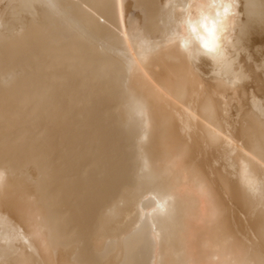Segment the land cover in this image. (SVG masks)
I'll use <instances>...</instances> for the list:
<instances>
[{
    "label": "bare ground",
    "instance_id": "1",
    "mask_svg": "<svg viewBox=\"0 0 264 264\" xmlns=\"http://www.w3.org/2000/svg\"><path fill=\"white\" fill-rule=\"evenodd\" d=\"M0 264H264V0H0Z\"/></svg>",
    "mask_w": 264,
    "mask_h": 264
},
{
    "label": "clouds",
    "instance_id": "2",
    "mask_svg": "<svg viewBox=\"0 0 264 264\" xmlns=\"http://www.w3.org/2000/svg\"><path fill=\"white\" fill-rule=\"evenodd\" d=\"M227 6H228L227 4H224L222 6L223 12L219 13V15H218L219 19L216 22V27L211 28V33L208 32L207 37H201L202 43H203V41H206L210 45H214L216 49H218L220 47V44H219L220 34L224 31L225 20H226L227 14H228V12L227 13L225 12V7H227Z\"/></svg>",
    "mask_w": 264,
    "mask_h": 264
},
{
    "label": "snow or ice",
    "instance_id": "3",
    "mask_svg": "<svg viewBox=\"0 0 264 264\" xmlns=\"http://www.w3.org/2000/svg\"><path fill=\"white\" fill-rule=\"evenodd\" d=\"M223 6V5H222ZM229 11V5L227 7H225V12L227 13ZM217 15H219V13H217ZM193 31H195V29H193ZM206 31H208L209 33H211V29H206ZM202 46L204 47L205 50H207L208 52H215L216 48L214 45H210L208 42L203 41Z\"/></svg>",
    "mask_w": 264,
    "mask_h": 264
}]
</instances>
